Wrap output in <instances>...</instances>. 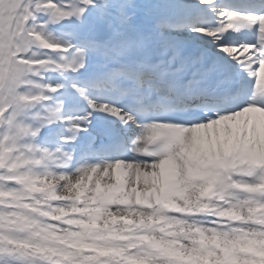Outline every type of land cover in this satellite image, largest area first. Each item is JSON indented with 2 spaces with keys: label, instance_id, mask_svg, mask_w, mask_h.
<instances>
[{
  "label": "snow or ice",
  "instance_id": "obj_1",
  "mask_svg": "<svg viewBox=\"0 0 264 264\" xmlns=\"http://www.w3.org/2000/svg\"><path fill=\"white\" fill-rule=\"evenodd\" d=\"M264 0H0V264H264Z\"/></svg>",
  "mask_w": 264,
  "mask_h": 264
}]
</instances>
